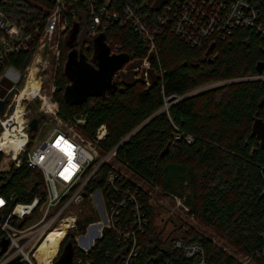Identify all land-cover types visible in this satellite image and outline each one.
<instances>
[{"label": "trees", "instance_id": "trees-1", "mask_svg": "<svg viewBox=\"0 0 264 264\" xmlns=\"http://www.w3.org/2000/svg\"><path fill=\"white\" fill-rule=\"evenodd\" d=\"M172 1L176 8L178 0ZM146 2L142 18L155 35L156 53L150 52L132 24L113 23L105 32L91 36L84 13L78 14L77 36L74 28H68L59 38L53 101L65 121L85 120L77 128L88 140L105 125L107 135L99 142L103 153L117 149L115 159L128 173L180 199L196 219L238 255L254 264H264V146L254 134L255 126L264 122V39L256 28H235L225 37L215 34L203 46L195 47L173 32V19L161 23L160 17L169 14L173 18L176 9L167 12L162 6L155 11L156 0ZM54 5V0H0V12L31 33L43 29L46 14ZM259 8L264 24V3ZM3 35L0 31V37ZM99 36L111 55H122L126 62L117 71L112 90L72 106L64 97L71 84L65 71L68 56L78 51L94 64ZM41 38L36 36L29 49L10 55L0 64V78L8 68L24 75ZM211 46L213 53L207 57ZM146 58L151 65L148 72H127L126 76H133L125 79L124 67ZM214 83L223 84L198 91ZM174 96L178 101L169 104ZM39 119L47 122L43 116ZM3 158L0 151V167ZM109 169L104 165L87 183L85 202L99 189L107 206L114 199L123 202L116 226L105 228L102 237L85 252L77 245L76 237L86 234L88 226L100 220L96 213L78 219L54 264H58L67 245L73 251V264H194V259L174 247L180 239L200 242L205 264H245L198 232L164 238L155 225L149 192L125 176L107 185L104 177ZM46 194L43 173L30 169L25 161L19 168L12 165L6 171L0 169V197H14L9 210L16 203L45 200ZM63 236L57 235L55 241ZM3 239L0 230V251ZM134 244L137 256L130 257Z\"/></svg>", "mask_w": 264, "mask_h": 264}, {"label": "built area", "instance_id": "built-area-1", "mask_svg": "<svg viewBox=\"0 0 264 264\" xmlns=\"http://www.w3.org/2000/svg\"><path fill=\"white\" fill-rule=\"evenodd\" d=\"M163 1L165 2L163 10L176 11L173 18L169 17V14L167 17H160L161 23H168L169 19H173L171 24L173 32L192 46H203L205 40L215 34L225 37L235 28H256L264 39L262 11L259 8L264 0H178L176 8L174 1ZM54 2V7L46 14L43 29L36 28L31 33L24 31L23 27L7 18L4 12H0V31L4 33L0 37L2 47L0 64L10 55L29 49L36 36L42 37L23 75L21 88L14 96L16 88H11L6 95L8 100L11 94V102L8 108L6 104L3 111L7 109V115L3 117L1 115L3 112H0V151L4 156L0 169L6 171L12 165L19 168L25 161L30 169L43 173L47 192L45 200L36 198L32 203H16L11 210L9 207L14 197L9 199L0 197V230L4 239L9 242L7 250L0 256V264H54L68 232L77 226L78 219L68 215V212L73 205H80L87 199L83 196L87 183L104 165L110 166L104 177L107 185H113L119 176L127 177L119 169L124 167L115 159L117 149L109 153H103L99 149V142L107 135V127L100 126L95 138L88 140L77 128L84 124L85 120L76 119L75 123L65 121L53 101L55 92L53 76L48 78L46 71L55 70L59 65L60 35L68 28L73 29L78 24L75 17L84 13L91 36L105 32L113 23L132 24L144 38L150 52L157 51L155 35L142 18L146 0H54ZM54 35H57L56 43L47 44L45 38ZM47 48L50 51L46 52ZM52 55L53 69L49 59ZM137 63L133 67L135 72H148L151 68L147 58ZM10 69L19 72L14 68ZM18 75L20 78L21 72ZM49 82L51 86L48 89L45 84ZM40 116L45 117L47 122L40 121ZM34 118L38 119V125L36 131L31 132L30 123ZM51 121L58 127H54L44 138ZM32 134H35L34 138H31ZM59 187L62 188V192L59 191ZM112 201L110 207L107 206L105 198L95 202L100 214L101 204L104 203V218L106 216L108 220L106 219L105 223L99 221L101 223L88 226V230H93L90 239L85 234L78 236L80 239L76 237L83 251L88 250L87 246H91V241L95 243L96 226H99L102 232L105 228L116 226L118 208L123 202H117L116 199ZM59 226H66L63 239L55 247L44 246L50 232ZM102 232H99L100 238ZM174 247L182 251L187 258L194 259V264H205V251L200 242L187 243L180 239L174 243ZM136 256L134 244L130 257Z\"/></svg>", "mask_w": 264, "mask_h": 264}, {"label": "rangeland", "instance_id": "rangeland-1", "mask_svg": "<svg viewBox=\"0 0 264 264\" xmlns=\"http://www.w3.org/2000/svg\"><path fill=\"white\" fill-rule=\"evenodd\" d=\"M56 37L57 35H54V37H51V38L47 36L45 38V41L47 42V44L56 43L57 41ZM54 38H55V41H54ZM47 50L48 48L46 49V52ZM46 58L48 57L46 56ZM49 59L51 60V63H52L51 69H53L54 67L53 55L49 56ZM135 64H136L135 62H131L124 67V70H122V74L125 75V79L133 76L131 73L128 76H126V73L133 72V67ZM55 70L46 71L48 72V75H47L48 78H52V76L55 74ZM18 73L19 72H13L10 68L6 69L3 76L0 78V98H5L11 88L17 89L14 92L13 96L17 94V91L18 89L21 88L22 82L24 80V76L21 75V77L19 78ZM14 77H17V78L15 79ZM222 84L223 83L210 84L198 91H202L204 89L212 88L215 86H220ZM50 86H51L50 82L45 84V87H47L48 89L50 88ZM1 115L4 117L7 115V113L1 114ZM54 127H58V126L55 124V122L51 121L48 129L45 132L44 138L52 131ZM102 155L104 154L102 153ZM119 169L128 178L136 182L138 186L142 187L147 192H149L151 196V204L154 209L155 225L157 227L158 232H161L164 238H167L168 236H173L175 238H182L181 236H183L188 231L198 232L199 234H202L203 236H208L212 238L214 242H217L219 245L224 247L231 254L236 255L245 264H254L250 260H247L244 257L238 255L212 229L208 228L203 223H201L198 219H196L189 212V210L184 206L183 202L180 199L172 198L170 196L163 194L159 189L149 187L143 181L131 175L122 167H120ZM59 191L60 192L63 191L61 187H59ZM104 198L105 197H104L103 191L99 189L95 193H93L92 196L89 198V201H88L89 203L83 202L80 205H73L70 208L68 215H73L77 219H84L85 216H89L91 214L96 213L98 215L97 220L103 221L105 223L106 219L108 220V218L106 216L105 218H103L101 216L102 214H100V212L95 207V202H97L98 199H101L102 201ZM100 210H102L105 213L104 203L101 204ZM90 230L87 229V232L85 234V236H88L89 239L91 238V236H93L92 235L93 230L92 231ZM98 231L101 233L102 232L101 228H99ZM78 239H80V237H78ZM76 242L78 246L81 245L79 241L76 240ZM84 242H87V241L84 240Z\"/></svg>", "mask_w": 264, "mask_h": 264}, {"label": "water", "instance_id": "water-1", "mask_svg": "<svg viewBox=\"0 0 264 264\" xmlns=\"http://www.w3.org/2000/svg\"><path fill=\"white\" fill-rule=\"evenodd\" d=\"M165 2L163 0H156L154 5L155 11H160ZM78 26L74 27L73 34L77 36ZM95 53L93 57V63L88 62L86 57L80 54L78 51H73L68 56V61L66 64V74L69 76L71 84L65 90V100L72 106H77L85 102L88 98L93 96H101L114 88L113 80L114 77L126 62V59L122 55L116 56L111 55L110 50L104 44V38L99 36L96 39ZM214 46H211L207 51L206 56L210 57L213 53ZM178 101L177 97H171L169 99V104ZM7 104L6 97L4 99L0 98V112L4 111ZM38 125V119L34 118L30 123V131L35 132ZM254 134L258 136V139L264 146V122H260L254 128ZM87 197V193L83 195ZM104 218V213L102 215ZM99 226L95 228L96 239H100ZM65 241V240H64ZM63 241V242H64ZM8 240L3 239L1 242L2 255L8 248ZM63 244V243H62ZM91 246H87L89 252L93 247L94 243L91 241ZM14 264V263H13ZM58 264H73V251L69 245L64 249Z\"/></svg>", "mask_w": 264, "mask_h": 264}, {"label": "bare ground", "instance_id": "bare-ground-1", "mask_svg": "<svg viewBox=\"0 0 264 264\" xmlns=\"http://www.w3.org/2000/svg\"><path fill=\"white\" fill-rule=\"evenodd\" d=\"M64 225H66V224H64ZM65 228H66V226H64V227L59 226L56 229H54L53 231H51L50 234L48 235V238H47L44 246H48V245L52 246L53 245L55 247L60 242V241H58V242L55 241L56 236L59 235V234H64V229ZM58 230H61V231L60 232H56Z\"/></svg>", "mask_w": 264, "mask_h": 264}]
</instances>
